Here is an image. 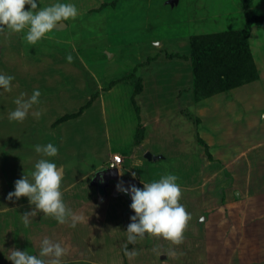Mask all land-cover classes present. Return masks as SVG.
<instances>
[{"label":"rangeland","instance_id":"1","mask_svg":"<svg viewBox=\"0 0 264 264\" xmlns=\"http://www.w3.org/2000/svg\"><path fill=\"white\" fill-rule=\"evenodd\" d=\"M63 2L77 16L34 44L27 29L0 30V72L14 76L10 90L0 86V264H13L12 247L38 253L45 235L67 248L65 264H264V29L253 23L250 46L246 26L264 14V0ZM241 26L246 33L208 32ZM225 73L240 83L207 94ZM34 88L39 102L10 120L14 98ZM49 141L58 152L45 158L63 170L74 226L43 210L26 225L22 214L35 204L23 194L7 199L43 155L34 145ZM150 149L159 159L146 156ZM115 154L123 160L113 168ZM168 172L191 214L182 238L146 232L128 244L138 250L129 257L123 244L135 210L115 186L132 176L143 187Z\"/></svg>","mask_w":264,"mask_h":264},{"label":"clouds","instance_id":"2","mask_svg":"<svg viewBox=\"0 0 264 264\" xmlns=\"http://www.w3.org/2000/svg\"><path fill=\"white\" fill-rule=\"evenodd\" d=\"M25 4L29 5L27 9L24 7ZM77 14V6L63 0H57L44 7H38V0H0V30L19 32L27 29L23 38L34 44L53 29L57 21L74 18ZM66 59L68 61L73 59L71 53H68ZM13 79L12 74L0 72V86L3 89L10 90V82ZM40 95L39 88H34L30 96L21 92L14 98L16 107L9 111L8 118L24 120L33 104L39 102ZM31 115L39 118L41 110L37 109ZM260 119L264 120V112L260 113ZM34 149L43 155L36 160L30 173L15 179L14 188L7 193V199L19 198L23 194L29 198V203L35 204L34 208L22 214L23 223L26 225L30 222L31 215L37 210H43V213L52 215L61 223L71 217L74 226L78 216L65 204L60 188L63 170L54 160L45 158L58 152L57 145L51 141L37 143ZM135 175L133 172L132 176ZM177 181L178 176L168 172L162 174L159 179L143 181V187L117 183L118 190L130 194V207L135 210L130 215L131 222L127 225V236L123 244V251L127 256L138 254V250L134 247L129 249L128 244L134 245L138 237H143L146 232L162 235L175 242L182 238L183 229L191 214L184 204L179 202L181 188ZM66 251L67 248L62 246L61 242L45 235L39 242L38 253L12 247L6 257L13 261V264H65L61 257Z\"/></svg>","mask_w":264,"mask_h":264},{"label":"trees","instance_id":"3","mask_svg":"<svg viewBox=\"0 0 264 264\" xmlns=\"http://www.w3.org/2000/svg\"><path fill=\"white\" fill-rule=\"evenodd\" d=\"M246 12V15L247 16H250L251 14L253 15V13H252V10L249 8V6H248V4H246V10H245ZM257 16H258V18H256V16L254 17V20L255 19H261L262 21H264V15H261V14H257ZM249 18V17H248ZM250 21H251V19H250ZM229 31V30H228ZM246 33V30H231V31H229V34H242V33ZM228 33V32H227ZM220 34H222V33H220ZM223 34H226V33H223ZM248 34V33H247ZM218 37H220L221 35H217ZM218 41H221V38L220 39H218ZM229 41H222V42H220L223 46H232V45H230L229 43H228ZM246 42V41H245ZM191 43L194 45V40H192L191 41ZM226 49L227 50H229V49H231L230 47H226ZM193 53H194V51H193ZM194 65H196V64H194ZM195 68V67H194ZM224 68H227V66H224ZM194 72H195V69H194ZM225 75L227 76V78H225V81H224V84H223V86L222 87H220V90H218V89H214L213 87H212V89H214V90H212L211 88L208 90V92H206L207 94H209L210 95V93L211 92H218V91H222V90H226V89H228V88H231V87H234V86H236L237 84H239L240 83V81L241 80H239L238 81V83H233V82H231L230 80L231 79H228V77H229V74L228 73H225ZM197 79V81H199L200 83L202 82V80H201V77H200V74L199 73H197L196 75H195V80ZM205 79V78H204ZM207 85V84H206ZM210 86V85H209ZM203 88H205V87H203ZM140 89V88H139ZM212 94V93H211Z\"/></svg>","mask_w":264,"mask_h":264},{"label":"crops","instance_id":"4","mask_svg":"<svg viewBox=\"0 0 264 264\" xmlns=\"http://www.w3.org/2000/svg\"><path fill=\"white\" fill-rule=\"evenodd\" d=\"M243 11H244V3H243ZM258 15H259V14H258ZM261 15H264V14H261ZM245 16H247L246 13H245ZM256 20H257V21H256ZM254 22H256V28H255V29H257V28H259V29H261V30L264 29V21H262V20H260V19H255V20L247 21L246 26L249 25V26H247L248 29H249L248 32H247V30H246V29H247L246 26H241V27H229V28L218 29V30H213V31H208V32H219V31H224V30H229V31H231V30H246V32L248 33V37H249V45L252 46V45H251V42H250V37H251V35H252V25H253ZM67 25H68V24H66V26H67ZM263 31H264V30H263ZM205 33H207V32H205ZM154 153H155V152H153V150L150 149V151H147V152H146V156L149 157L150 159H151V158H154V160L159 159L160 155H159V154H154ZM127 177H130V176H127ZM131 177H132V176H131ZM132 178H134V177H132ZM134 179H136V178H134ZM136 180H137V179H136ZM117 183H118V182H117ZM137 183H138V186L140 187L138 180H137ZM115 190H116V186H115ZM116 193H124V194H126V195L128 196V194H127L126 192H123V191L116 192ZM128 197H129V196H128Z\"/></svg>","mask_w":264,"mask_h":264},{"label":"water","instance_id":"5","mask_svg":"<svg viewBox=\"0 0 264 264\" xmlns=\"http://www.w3.org/2000/svg\"><path fill=\"white\" fill-rule=\"evenodd\" d=\"M62 24H64V25H62ZM65 25H66L65 21H62V22H59V23H55L54 26L57 27V28H60V27L65 26ZM118 182H122L125 186H127L128 184H136L138 186L137 180L134 179V178H132V177H124V178H121ZM116 192H120V190L117 189V186H116ZM128 196L131 199L130 194H128Z\"/></svg>","mask_w":264,"mask_h":264},{"label":"built area","instance_id":"6","mask_svg":"<svg viewBox=\"0 0 264 264\" xmlns=\"http://www.w3.org/2000/svg\"><path fill=\"white\" fill-rule=\"evenodd\" d=\"M122 160H123V158L120 154H115L110 159L109 165L113 168L117 167L122 162Z\"/></svg>","mask_w":264,"mask_h":264},{"label":"bare ground","instance_id":"7","mask_svg":"<svg viewBox=\"0 0 264 264\" xmlns=\"http://www.w3.org/2000/svg\"><path fill=\"white\" fill-rule=\"evenodd\" d=\"M62 25H64V24H62Z\"/></svg>","mask_w":264,"mask_h":264}]
</instances>
